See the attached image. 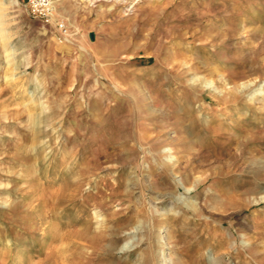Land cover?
<instances>
[{"label":"rangeland","instance_id":"1","mask_svg":"<svg viewBox=\"0 0 264 264\" xmlns=\"http://www.w3.org/2000/svg\"><path fill=\"white\" fill-rule=\"evenodd\" d=\"M0 13V264H264V0Z\"/></svg>","mask_w":264,"mask_h":264},{"label":"bare ground","instance_id":"2","mask_svg":"<svg viewBox=\"0 0 264 264\" xmlns=\"http://www.w3.org/2000/svg\"><path fill=\"white\" fill-rule=\"evenodd\" d=\"M58 0H56V2L53 1V3H57ZM16 3V0H0V11L4 10L6 8V6L8 5H12ZM0 17H1V13H0ZM3 17V16H2ZM4 28V27H3ZM3 34V33H1ZM3 40V37H2ZM13 60V59H12ZM11 59L8 58L6 60V63L10 64L12 62H10ZM8 67V66H7ZM4 78H6V80L10 79V75L9 74H5ZM250 83V82H249ZM148 92V91H147ZM258 92V88H254L251 89L247 96L249 97H253L257 94ZM258 95V94H257ZM185 96V95H184ZM183 96V99H184ZM189 97V96H188ZM187 97V98H188ZM143 100L147 101L149 105H153L154 100L152 99L151 95L148 93L143 94ZM141 102V101H140ZM22 104V103H21ZM42 106V105H40ZM39 105H36V109L40 108ZM142 107V106H141ZM137 110V109H135ZM28 111V110H27ZM149 111H153V110H149ZM153 113V112H152ZM158 113V112H157ZM154 114V113H153ZM147 116V115H146ZM28 118L32 119V124L33 125H37L38 123L41 122V117L40 115H35L34 114H28ZM147 119V118H146ZM136 120V119H135ZM18 121V120H17ZM39 125V124H38ZM176 130V129H175ZM167 131V130H166ZM180 131V130H179ZM183 131V130H182ZM37 132V131H36ZM176 134V133H175ZM196 135V133H195ZM36 136V135H34ZM191 136V135H190ZM183 137V136H182ZM189 137V136H188ZM166 138V137H165ZM167 139L169 141V145H174L177 141V137L175 135H171V134H167ZM165 143V142H164ZM158 144V143H157ZM163 146V145H162ZM156 147V146H155ZM242 173V174H241ZM240 174H236V176L238 178H243V177H247L249 178L252 182H253V189H249L250 193H255V192H263L264 191V187H263V182H264V157H260L258 159H256L255 161H250L245 165V168L241 171ZM244 179V178H243ZM185 181V180H184ZM7 187V186H6ZM244 187V186H243ZM236 191V190H235ZM264 199V196L261 198ZM256 203H258L259 200H257L255 198ZM4 202V201H3ZM201 207V206H200ZM198 210V209H197ZM95 218V216H94ZM96 227V226H95ZM99 229V228H98ZM110 237V236H109ZM112 241V240H111ZM3 247V246H2ZM112 251V250H111ZM110 251V252H111ZM108 252V251H107ZM180 261V260H179ZM55 262V260H54ZM62 264V263H61Z\"/></svg>","mask_w":264,"mask_h":264},{"label":"built area","instance_id":"3","mask_svg":"<svg viewBox=\"0 0 264 264\" xmlns=\"http://www.w3.org/2000/svg\"><path fill=\"white\" fill-rule=\"evenodd\" d=\"M53 0H26V6L29 13L37 18L47 19L50 14ZM60 30H64L62 23H57Z\"/></svg>","mask_w":264,"mask_h":264}]
</instances>
